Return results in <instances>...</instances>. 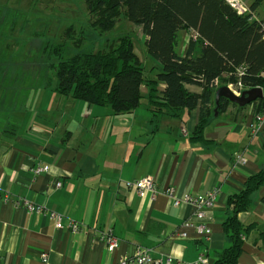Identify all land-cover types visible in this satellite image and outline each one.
I'll return each mask as SVG.
<instances>
[{
    "label": "crops",
    "instance_id": "crops-1",
    "mask_svg": "<svg viewBox=\"0 0 264 264\" xmlns=\"http://www.w3.org/2000/svg\"><path fill=\"white\" fill-rule=\"evenodd\" d=\"M245 1L251 7L255 0ZM255 14L264 17V1ZM189 35L181 32L180 54ZM55 85L10 90L3 104L0 95V264H118L138 246L163 262L171 257L184 264L205 254L214 264L232 244L223 227L229 197L264 168V125L259 133L252 130L255 105L230 104L205 127V142L192 139L199 108L155 116L145 85L139 107L126 115L62 96ZM165 87L158 84L159 91ZM186 88L202 92L197 85ZM238 155L245 162L237 163ZM146 176L157 182L154 198L126 188L127 181ZM167 187L181 200L218 189L209 240L184 226L197 222L194 208L174 206L163 193ZM252 198V206L238 214L252 226L242 235L238 264H264V185ZM19 199L62 215V228L17 205ZM70 221L82 230L72 232ZM109 228L119 239L113 253L100 238Z\"/></svg>",
    "mask_w": 264,
    "mask_h": 264
},
{
    "label": "trees",
    "instance_id": "trees-1",
    "mask_svg": "<svg viewBox=\"0 0 264 264\" xmlns=\"http://www.w3.org/2000/svg\"><path fill=\"white\" fill-rule=\"evenodd\" d=\"M84 1L93 17V28L100 32L111 30L124 11L146 36L147 52L162 69L154 77L147 74L129 35L100 50H81L85 38H79L74 42L76 51L69 57L66 43L50 48L49 55L59 59L52 67L55 90L60 95L126 115L139 107L143 98L141 88L145 85L155 116H176L183 110L199 108V122L192 139L206 142L205 127L215 117V92L220 86L236 82L238 67L245 68L241 77L245 88L261 87L264 91V38L260 24L252 14L240 15L226 0ZM263 1L255 0L251 10L255 12ZM185 30L193 33L186 52L180 54L181 32ZM216 79L220 81L219 87L214 84ZM159 83L166 85L163 91H159ZM186 85L200 86L202 92H191ZM230 104L233 103L221 98L219 114ZM253 104L256 113L264 112V96ZM263 185L264 168L247 179L240 193L229 197L231 212L223 227L232 244L214 264H238L242 235L252 228L244 225L238 214L252 206L254 193Z\"/></svg>",
    "mask_w": 264,
    "mask_h": 264
},
{
    "label": "rangeland",
    "instance_id": "rangeland-1",
    "mask_svg": "<svg viewBox=\"0 0 264 264\" xmlns=\"http://www.w3.org/2000/svg\"><path fill=\"white\" fill-rule=\"evenodd\" d=\"M92 21L84 0H0L1 104L8 100L10 90L55 84L52 65L59 59L49 55L51 46L66 43L69 57L76 51L74 42L79 38H85L81 50H100L129 35L148 73L155 76L162 69L147 52L146 36L124 11L106 32L95 30Z\"/></svg>",
    "mask_w": 264,
    "mask_h": 264
},
{
    "label": "built area",
    "instance_id": "built-area-1",
    "mask_svg": "<svg viewBox=\"0 0 264 264\" xmlns=\"http://www.w3.org/2000/svg\"><path fill=\"white\" fill-rule=\"evenodd\" d=\"M240 15H249L252 14L253 20H256L260 24L262 36L264 38V17L258 18L251 10V7L245 0H226ZM190 32L189 37L182 42V48H186L188 46L191 34ZM245 68L244 66H240L236 70V74L238 79L236 82H230L226 84L230 88V90L237 96H241V93L250 88H245L241 81L242 75H244ZM264 77V72L262 73ZM214 84L219 87L220 81L216 79ZM264 125V112H261L256 115V122L252 125V130L254 133H259ZM235 161L237 163L245 162V158L241 155L236 156ZM41 168H38L36 172H40ZM61 184L59 183L58 186ZM126 188L129 190L134 189L139 195L143 196L146 193H151L153 198L159 192L157 188V182L153 176H146L141 179H136L132 181H127L125 183ZM163 193L168 197L173 199L174 206H179L181 202H186L190 204L194 208V216L197 219L196 223L185 222L184 226L186 228H193L194 231L198 234L203 236L205 239L209 240L212 230L209 226V221L211 220L209 216V212L214 208L215 203L218 198V189H213L205 193L204 195L194 196L192 194L188 195L185 200H181L180 198L176 197L174 194V190L171 187L164 188ZM16 204L25 207L29 211H35L38 213H42L46 216L50 221L54 222L56 229L62 228V215L54 212V211H47L46 208L40 205H36L30 201L19 199L16 200ZM69 229L72 232H78L82 230V224L75 221L69 222ZM180 235L182 237H187L188 232L186 230H182ZM101 240L104 242L107 251L109 253H113L114 250L117 248L119 239L114 234L113 228H109L107 231L101 233L100 236ZM43 260L47 261V254H43ZM176 260L169 257L165 262L161 259H154L151 255L150 251L147 248L142 246H138L134 255L132 256H124L120 259L118 264H175ZM184 264H211L209 257L205 254L199 255V257L192 262H185Z\"/></svg>",
    "mask_w": 264,
    "mask_h": 264
},
{
    "label": "water",
    "instance_id": "water-1",
    "mask_svg": "<svg viewBox=\"0 0 264 264\" xmlns=\"http://www.w3.org/2000/svg\"><path fill=\"white\" fill-rule=\"evenodd\" d=\"M264 96L263 88L261 87H253L250 89H246L241 93V96L235 95L228 86L223 85L220 86L215 92V109L214 114L215 117L219 116V108L221 98L227 99L229 102L238 105L239 107H245L259 98Z\"/></svg>",
    "mask_w": 264,
    "mask_h": 264
}]
</instances>
